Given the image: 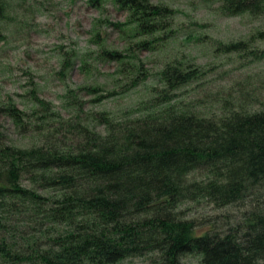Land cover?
I'll use <instances>...</instances> for the list:
<instances>
[{
  "label": "trees",
  "instance_id": "1",
  "mask_svg": "<svg viewBox=\"0 0 264 264\" xmlns=\"http://www.w3.org/2000/svg\"><path fill=\"white\" fill-rule=\"evenodd\" d=\"M13 1L0 0V23ZM111 1L130 11L142 35L171 23L168 6ZM211 1L230 15L264 10V0ZM162 13L166 20H157ZM194 72L166 65L162 75H173L161 98L128 110L142 109L126 120L86 111L76 90L77 112L65 117L33 90L50 131L30 148L0 136V264H264V109L209 117L197 99L157 108ZM3 114L31 127L15 104L0 107V124ZM201 203L218 212L192 217Z\"/></svg>",
  "mask_w": 264,
  "mask_h": 264
},
{
  "label": "rangeland",
  "instance_id": "2",
  "mask_svg": "<svg viewBox=\"0 0 264 264\" xmlns=\"http://www.w3.org/2000/svg\"><path fill=\"white\" fill-rule=\"evenodd\" d=\"M147 3L172 9L167 31L142 35L130 11L111 0L101 6L92 0H14L0 23V107L15 104L31 127L3 114L0 136L19 148L44 143L41 134L50 128L42 120L45 105L36 102L33 90L65 117L77 112L70 97L76 90L86 111L126 120L142 109L128 110L161 98L156 92L173 75H162L170 63L194 70L197 78L179 87L175 98L158 99L157 108L197 99L209 117L264 109V54L256 53L264 50V10L230 15L211 0ZM165 17L162 13L156 19ZM143 40L154 44L144 50L138 45ZM242 41L248 46L226 47ZM111 51L123 58L112 59ZM140 71L144 74L136 78ZM202 203L192 208V217L218 212ZM130 264L147 263L135 258Z\"/></svg>",
  "mask_w": 264,
  "mask_h": 264
}]
</instances>
